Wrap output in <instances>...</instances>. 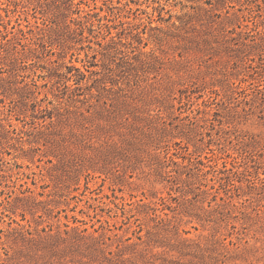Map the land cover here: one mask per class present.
I'll list each match as a JSON object with an SVG mask.
<instances>
[{
  "label": "rangeland",
  "instance_id": "rangeland-1",
  "mask_svg": "<svg viewBox=\"0 0 264 264\" xmlns=\"http://www.w3.org/2000/svg\"><path fill=\"white\" fill-rule=\"evenodd\" d=\"M0 264H264V0H0Z\"/></svg>",
  "mask_w": 264,
  "mask_h": 264
}]
</instances>
